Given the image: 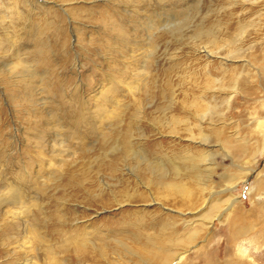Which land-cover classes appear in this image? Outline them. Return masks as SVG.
<instances>
[{"label": "rangeland", "instance_id": "rangeland-1", "mask_svg": "<svg viewBox=\"0 0 264 264\" xmlns=\"http://www.w3.org/2000/svg\"><path fill=\"white\" fill-rule=\"evenodd\" d=\"M15 1L0 0V264L223 259L238 206L259 217L234 246L264 264V0Z\"/></svg>", "mask_w": 264, "mask_h": 264}, {"label": "bare ground", "instance_id": "bare-ground-1", "mask_svg": "<svg viewBox=\"0 0 264 264\" xmlns=\"http://www.w3.org/2000/svg\"><path fill=\"white\" fill-rule=\"evenodd\" d=\"M11 1L13 2V6L15 7V9H17L18 2L15 0H11ZM256 123H257V129H260L261 134L264 136V121L261 120V118H260V119H256ZM193 161H195V159ZM211 169H212V167L210 166V170ZM181 175L182 174L180 171H178V172L176 171L177 177H183ZM204 186H206V185H204ZM166 188L169 190L168 192H170V193L173 192V193L179 194L184 199H190L193 196V194L190 191V188L188 187L187 184H181V183H179V184H177V183L176 184H168L166 186ZM202 189H203L202 192L206 191L205 188H202ZM258 190H260V191L264 190V181L260 182V187L258 188ZM228 192H230V190H225L224 193H228ZM222 204H224V203H222ZM224 207H226V209L222 210V211H219L218 207H216V206L212 207L210 209V211L206 214V216L203 219H201V225L203 227L207 228L208 224L209 225L213 224L215 219H217V220L221 219L223 216L222 213L228 211V209H229V207L225 204L222 208H224ZM255 210L256 209H254V208L246 210L244 207H241V206L234 208V210L232 211V217H231V219L229 218L230 219V226H229L228 231L230 230V234L227 231L228 239H227L226 245L229 247V254H227V256L224 257L223 259H221L220 256L213 258V256L210 255L209 258H205V260L202 261V264H252V263H249L248 261H246L245 255L242 252L243 246L241 245L240 247H238L236 249L234 246V243H235V241L242 239V238L246 237L247 235H249L250 233H252L253 225L250 223L249 219H250V217H253V216H255L256 218L259 217V215H258L259 210L257 211V214H255V212H256ZM206 221H208V222H206ZM174 228H175V226H174ZM176 234L179 235V233H176ZM174 236H175V234H173L172 236L165 235V238H164V241L166 243L165 246H173V247L174 246H180L184 242L186 243V246H187V244L191 245L196 240V238H195L196 233L190 234L189 237H187L185 240L180 237L181 235L177 236L175 239H173ZM154 240H153V242H154ZM250 244L252 246V245H254V242L251 241ZM259 246L260 245L257 244V247H259ZM255 247H256V245H255ZM181 249H182V247H181ZM186 257L187 256H185V252H182V254H177V253L172 252V250L170 248L167 249V247L163 248V246H162V247H159V249H157L155 251V257L154 258H157L161 264H169L175 260H178L177 264H188V263L184 262V261H186Z\"/></svg>", "mask_w": 264, "mask_h": 264}]
</instances>
